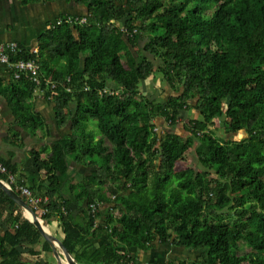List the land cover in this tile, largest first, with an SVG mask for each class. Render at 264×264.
I'll list each match as a JSON object with an SVG mask.
<instances>
[{"label": "trees", "instance_id": "1", "mask_svg": "<svg viewBox=\"0 0 264 264\" xmlns=\"http://www.w3.org/2000/svg\"><path fill=\"white\" fill-rule=\"evenodd\" d=\"M66 1L85 13L62 15L38 37L36 54L11 55L37 61L40 86L23 77L0 90L35 138L51 134L33 108L39 90L56 125L69 129L29 151L23 173L0 160L48 211L25 202L58 224L53 236L78 264H140L166 245L199 254L148 264H264V0ZM156 73L172 91L161 103L140 87ZM110 84L114 93H104ZM190 108L201 118L183 123ZM220 119L226 133L246 138L212 133ZM159 121L190 136L161 131ZM71 164L89 172L65 198ZM43 238L0 188V264H28L25 250L42 264L33 246ZM43 249L52 251L45 240Z\"/></svg>", "mask_w": 264, "mask_h": 264}, {"label": "crops", "instance_id": "2", "mask_svg": "<svg viewBox=\"0 0 264 264\" xmlns=\"http://www.w3.org/2000/svg\"><path fill=\"white\" fill-rule=\"evenodd\" d=\"M52 4H55V2L42 5L30 4L24 6L21 4L20 0H0V48L8 43L16 42L27 51H38V37L41 33L48 29L62 15L70 14L67 7L66 10L59 9V12L56 11L54 14L52 11ZM51 13L54 14L55 21H51L52 18H47L46 14ZM84 13L85 11L82 10L80 15H83ZM76 14L78 15V13ZM15 84L16 79L14 78L13 70L6 65L0 64V90L3 89L10 92ZM33 108L35 112H38L46 119L50 129V136L43 140L35 138L30 130H26L18 124L9 101H7L6 97L0 92V160L10 161L17 167L19 173L24 172V164L28 159L29 151H31L30 145L26 144L27 140L31 145L36 143L37 140H41V144L43 145H50L57 139L53 136V130L56 132L64 130L65 133L62 134L61 137L69 134V131L67 132L65 129L67 127L59 128L56 125L53 114V105L50 101L45 99L44 96L36 97L33 103ZM26 151H28V153L25 162H21L19 158L21 154ZM83 176L81 177V180L83 179ZM113 197L114 196L110 198L113 199ZM49 230L53 235V233L58 230V224L56 222L52 223ZM61 237V235L58 236L59 239H61ZM58 238L57 240L61 243ZM44 240L45 239L43 238V240L37 243V245L33 246V249L36 252H39V256L35 258L40 259L42 264H57L53 251L48 252L43 249ZM25 252L26 253L23 255L25 261L28 264H34L36 260L30 253H27L26 250ZM151 255L153 254H141L140 264H148L151 257H153ZM159 260L162 259L159 258Z\"/></svg>", "mask_w": 264, "mask_h": 264}, {"label": "rangeland", "instance_id": "3", "mask_svg": "<svg viewBox=\"0 0 264 264\" xmlns=\"http://www.w3.org/2000/svg\"><path fill=\"white\" fill-rule=\"evenodd\" d=\"M42 5V4H41ZM66 7L68 8V12H70V14H74L77 15L76 13H78L77 16H80V13L82 12V10H84V8L76 6L73 3H68L65 0H56L55 4H52V11L53 13L56 11L59 12V9L61 10H66ZM46 14L47 18H52L51 21H55L54 19V14ZM55 23V22H54ZM143 47V43H141L140 48L142 49ZM113 87V86H112ZM140 87L142 88V91L144 93H146L147 97L155 102H164L169 96L170 94H172V91L167 87V85L165 84V82L163 81V78L160 74L156 73L154 75V77H152L149 80H146L144 82H142L140 84ZM200 119L201 117L195 112V110L193 108H190L187 110V112L182 113L181 119L180 121L187 122L190 119ZM50 120V119H49ZM223 120H216L214 122V125L211 126L209 128L210 131H212V133H214L215 135L219 136L220 138L224 139L225 141H240L244 138H246V132L244 130L239 131V132H235V133H226L225 129L223 127ZM90 128L94 129L93 124L90 125ZM158 128L161 131H170L173 132L175 134H178L180 136H182L184 139H186L187 137L190 136V134H188L186 131H184L182 125H177V126H173L170 127L168 125L165 124L164 121H159L158 122ZM66 131L68 132L69 130H67L68 128H65ZM53 136L55 138H60L62 134H64V130H62L61 132H56V131H52ZM54 138V139H55ZM53 139V140H54ZM41 140H37L36 143H34L33 145L29 144L28 140L26 142V144L30 145V150L32 149H40L41 146L43 144H41ZM107 142V141H106ZM110 150L112 151L114 149V146L107 142L106 143ZM196 144L198 145V143L196 142ZM27 153L23 152L19 158V160H21V162H25V159L27 157ZM89 172L85 167L81 168L78 167L74 164H71L70 167V171L69 174L66 176L65 178V186L63 187V189L61 190L62 196L67 198L70 196V184L72 185H77V183H80L81 181V177L83 175H85V173ZM116 185V184H115ZM114 184L112 182H108L107 185L104 186L103 191L107 193V196L110 198L112 197L114 194L111 192V190L114 189ZM110 206H104L102 209V213L103 215H106L108 213H110ZM229 223L231 224V221H229ZM242 249H246V245L242 244ZM153 255L151 256H157V258L162 259L163 261H167V260H173V259H195V257L199 254V252H195L193 250H189V249H185V248H178V247H174L172 245H166V246H159L157 247V249L153 250L151 252ZM156 253V255H155ZM151 257L150 261L153 260L154 258ZM153 258V259H152Z\"/></svg>", "mask_w": 264, "mask_h": 264}, {"label": "built area", "instance_id": "4", "mask_svg": "<svg viewBox=\"0 0 264 264\" xmlns=\"http://www.w3.org/2000/svg\"><path fill=\"white\" fill-rule=\"evenodd\" d=\"M58 20L59 19H57V21ZM76 20H80L81 24L86 22L85 17L82 19H79L78 17ZM26 51L27 50H25L20 44L16 42L6 44L0 48V64L6 65L9 68H11L14 72V78L16 80H21L23 77H27L40 86L39 64L37 63V61L24 60V59H20L14 62L11 61L12 54L13 55L23 54ZM37 52H38L37 50L30 51L31 54H36ZM48 84H51L53 89L56 87L55 83H48ZM43 90H39L37 95L43 96L44 93ZM104 93H110V94L114 93L112 84H110L107 88L104 89ZM155 131H158V129H155ZM0 175H7L8 180L5 181L6 184L10 186L12 189H13L12 186L16 185L15 191L19 192L22 198L24 197L25 199H27L28 202L34 207L36 211H38L42 215L47 213L48 211V209L46 208L47 199L36 198L35 196H33L31 190L27 186L18 185L16 176L11 172H9L6 166H4L2 163H0ZM100 207L101 205L99 203L91 204L92 213L96 214Z\"/></svg>", "mask_w": 264, "mask_h": 264}, {"label": "water", "instance_id": "5", "mask_svg": "<svg viewBox=\"0 0 264 264\" xmlns=\"http://www.w3.org/2000/svg\"><path fill=\"white\" fill-rule=\"evenodd\" d=\"M0 188L5 191L22 210L24 217L39 229L45 241L51 246L57 264H64L62 255L68 256L71 259V264H78L74 256L51 234L49 230L50 221L48 219L40 217L20 195L2 179H0ZM26 212H28L30 217L27 216Z\"/></svg>", "mask_w": 264, "mask_h": 264}, {"label": "bare ground", "instance_id": "6", "mask_svg": "<svg viewBox=\"0 0 264 264\" xmlns=\"http://www.w3.org/2000/svg\"><path fill=\"white\" fill-rule=\"evenodd\" d=\"M27 216H29L28 212H26ZM62 258H63V263L64 264H71V259L68 257V256H65V255H62Z\"/></svg>", "mask_w": 264, "mask_h": 264}]
</instances>
